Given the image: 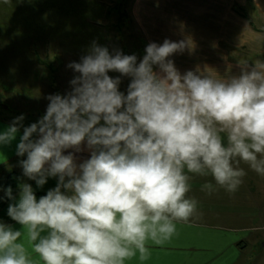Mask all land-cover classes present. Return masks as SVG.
Returning a JSON list of instances; mask_svg holds the SVG:
<instances>
[{
	"label": "clouds",
	"instance_id": "clouds-1",
	"mask_svg": "<svg viewBox=\"0 0 264 264\" xmlns=\"http://www.w3.org/2000/svg\"><path fill=\"white\" fill-rule=\"evenodd\" d=\"M190 44L150 42L137 62L93 41L67 65L70 91L48 95L38 122L24 127L20 115L0 132L10 145L23 128L16 154H26L19 163L37 187L58 177L39 199L20 185L7 215L22 230L0 222V264H145L152 246L201 215L188 195L195 177L212 178L200 189L209 196L234 194L247 175L241 164L264 178V60L238 61L240 74L227 78L181 74L170 57ZM121 77L130 78L126 94ZM82 145L90 158L78 163Z\"/></svg>",
	"mask_w": 264,
	"mask_h": 264
},
{
	"label": "rangeland",
	"instance_id": "rangeland-1",
	"mask_svg": "<svg viewBox=\"0 0 264 264\" xmlns=\"http://www.w3.org/2000/svg\"><path fill=\"white\" fill-rule=\"evenodd\" d=\"M209 3L233 5L237 18L254 30L256 43L226 46V57L231 61L264 58V52L256 51L264 44L257 40L264 37V0H0V119L12 122L24 115V127L38 122L46 113L48 95L71 90L69 82L76 73L67 65L79 62L93 41L108 47L110 53L119 49L126 55L135 54L139 62L150 42L187 40L190 48L170 59L181 74L199 70V65L211 62L199 60V51L212 54L214 50L199 45V28L208 26L199 23V18L206 15ZM238 25H234L237 44L245 37ZM219 30L224 34L225 29ZM109 75L120 76L117 72ZM129 83L130 78L121 77L119 90L126 94ZM241 167L247 175L231 195L221 189L209 196L200 189L212 178H194L188 195L198 200L201 215L192 220L249 228L261 225L244 234L251 236L245 239L240 263L246 259L264 264V223L256 217L264 212V178L247 165ZM25 177L23 184L28 183Z\"/></svg>",
	"mask_w": 264,
	"mask_h": 264
},
{
	"label": "crops",
	"instance_id": "crops-1",
	"mask_svg": "<svg viewBox=\"0 0 264 264\" xmlns=\"http://www.w3.org/2000/svg\"><path fill=\"white\" fill-rule=\"evenodd\" d=\"M232 7L233 5L224 3H209L204 10L206 15H203L201 19L199 18V23H206L208 25L205 28H199V45L214 49L212 54L205 49L203 52L199 51V60L205 62L211 60L210 63L199 65V71L211 73L217 78L239 75L241 71V68L238 66V61H231L226 57L228 55V52L225 55L227 51L226 46H229V48H237L239 46H245L246 44L252 46V44L256 43L255 38L251 34L254 31L253 28L242 19L239 20L235 12L232 11ZM235 23L239 24L238 28H241L245 35V37L239 38L243 42L238 44L235 40ZM219 29H225L224 34H220ZM240 32L238 35H240ZM260 46L261 48L256 51L262 53L264 52V44ZM257 59H250L248 61L249 65H252L253 61ZM260 60H264V58H260ZM10 124L11 122L0 119V132L6 130ZM21 136L22 133L19 132L16 139L10 145H0V190L2 189L4 177L8 173L16 171L22 176L24 175L19 162L27 158L26 154L23 157L17 156L16 154L17 144ZM82 148L84 149L82 152L75 153L78 163L90 158V152L87 150L86 145H82ZM68 151L73 150L69 149L65 154ZM57 181L58 177H49L43 187H37L35 181L28 179V184L34 188V191L46 194L48 190L55 188ZM19 193L20 191L15 192L12 195L14 199H10L0 211V222L12 225L15 230H22V226L7 215V209L9 204L18 202ZM256 217H258L260 224L264 223V212ZM257 226L260 227L261 225H255L250 228L247 226L214 225L211 223H202V221L198 222V219L195 221L191 220L188 224H178V235L173 237L171 242L164 246H152L151 258L145 264H251V261H247L246 259L240 263L242 259L241 249L245 239L251 236L252 232L250 230L258 228ZM247 231L251 233L246 237L245 233ZM262 241L264 245V235ZM130 264H139V262L133 260Z\"/></svg>",
	"mask_w": 264,
	"mask_h": 264
},
{
	"label": "trees",
	"instance_id": "trees-1",
	"mask_svg": "<svg viewBox=\"0 0 264 264\" xmlns=\"http://www.w3.org/2000/svg\"><path fill=\"white\" fill-rule=\"evenodd\" d=\"M23 184V178L22 175L19 172L12 171L8 173L2 182V192H0V211L2 208L9 202L10 198L7 196L6 190L10 186L12 189V195L15 192H19L20 185ZM35 195L37 196V199H39L41 196L46 195L42 192H36L34 191Z\"/></svg>",
	"mask_w": 264,
	"mask_h": 264
}]
</instances>
